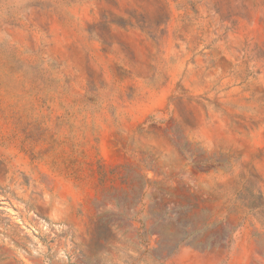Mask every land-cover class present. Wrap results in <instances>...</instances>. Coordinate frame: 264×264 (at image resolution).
<instances>
[{
  "label": "rangeland",
  "instance_id": "obj_1",
  "mask_svg": "<svg viewBox=\"0 0 264 264\" xmlns=\"http://www.w3.org/2000/svg\"><path fill=\"white\" fill-rule=\"evenodd\" d=\"M0 264H264V0H0Z\"/></svg>",
  "mask_w": 264,
  "mask_h": 264
}]
</instances>
